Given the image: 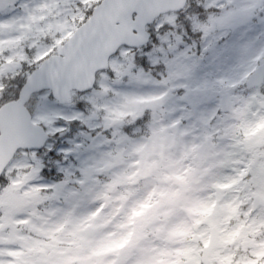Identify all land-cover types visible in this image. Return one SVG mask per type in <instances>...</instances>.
<instances>
[{"label": "rangeland", "instance_id": "374dc122", "mask_svg": "<svg viewBox=\"0 0 264 264\" xmlns=\"http://www.w3.org/2000/svg\"><path fill=\"white\" fill-rule=\"evenodd\" d=\"M98 1L0 0V75L11 76L5 81L6 88L13 89L26 79L40 55L47 58L60 54L64 41L85 21L83 9L88 11ZM190 1L180 16L170 13L159 18L150 27L153 42L136 54L145 56L151 64L163 65L162 72L154 76L139 70L131 76L126 67L134 56L130 49L123 48L112 63V75L102 76L101 83L90 93H74L71 104L60 105L50 92L34 96L29 108L34 120L45 126L50 141L42 151H21L15 157L34 164L37 185L21 194L20 185L10 187L5 174L0 179V264H128L120 250L125 246L139 248L143 231L125 232L126 225L120 224L117 231L103 233L111 217L96 223L97 213L88 210L94 202L89 199L90 191H81L89 183L100 182L96 178L99 172L123 163L126 150L143 158L137 166L151 171L165 163L172 166L173 154L179 149L199 165L190 169L194 179L213 177L226 181L213 185L218 190L217 200L230 190L243 191L244 200L252 208L254 198L264 196V140L259 144L261 138L255 130L263 127L262 117L256 116L262 115V88L251 91L245 87L251 70L264 57V13L259 11L264 0H225L233 11L220 18H209L205 12L208 0ZM33 52L36 56L30 59ZM146 87L151 90L141 91ZM6 88L0 93V102ZM109 93L114 99L111 106L103 105L110 113L105 129L114 121L119 126L109 129L120 137L115 138L113 147L98 130L103 123L93 119L101 107L98 101ZM226 93L234 96L237 103L234 115L220 112V99ZM148 106L155 108L147 126L151 137L137 139L134 135L140 132L139 126L131 128V134L123 133L122 125L129 124L125 119ZM179 120L187 125L173 138L169 127ZM153 142L164 144L166 150L154 154ZM71 151L75 152L73 156H69ZM40 193L45 194L43 199ZM131 195L126 192L124 197ZM224 208L229 213L225 224L238 218L239 212L231 201ZM213 210L208 206L203 214L211 217ZM25 212L28 218H19ZM132 215L143 213L134 210ZM209 223L216 225L211 219ZM49 224L54 226L49 228ZM210 231L211 228L201 237L205 242ZM61 234L63 239L59 238ZM171 235L184 233L176 231ZM86 249L91 256L70 255L73 250L82 253ZM190 251L181 249L176 255H188ZM109 254L115 258L104 259ZM53 256L59 259L53 260ZM213 257V264H264V211L238 222L226 237H221ZM137 264L156 262L141 259ZM196 264H200L199 258Z\"/></svg>", "mask_w": 264, "mask_h": 264}, {"label": "clouds", "instance_id": "9594fccd", "mask_svg": "<svg viewBox=\"0 0 264 264\" xmlns=\"http://www.w3.org/2000/svg\"><path fill=\"white\" fill-rule=\"evenodd\" d=\"M86 12V9H83ZM233 9L228 6L225 0H208L205 6V12L209 18H220L228 15ZM218 34V33H214ZM59 39V35L57 36ZM227 42V38H225ZM36 53L33 52V59ZM46 62V56L40 55L39 63ZM7 66V65H5ZM23 70V65H20ZM11 79L10 75H0V93L6 88L5 81ZM150 87H146L141 91H149ZM162 90V89H161ZM114 99L109 93L106 97H101L98 103L101 107L98 109V120L104 123L109 117V111L103 108V105L109 104ZM117 103H123V100H117ZM150 109H145L149 112ZM139 139V138H137ZM187 143H191L190 139H186ZM174 164L168 166L166 163L161 167L148 171L143 165L137 166L141 156L135 154L131 150H126L123 156V163L111 168L107 172H99L97 179L99 183H89L81 191H90L89 199H93L89 207V212L97 213L96 223L108 220V227L103 233L117 231V225L124 224L126 227L123 231L142 230L144 239L137 249H130L125 246L122 248L121 254L127 256L128 264H137L141 259H152L156 264L163 261L164 264H196L197 258L203 260L206 254V245L201 238L211 227L209 219L216 222L217 236L226 237L227 232L236 227L238 222L245 221L249 218H255L259 212L264 209L251 208V205L244 200L245 192L228 191L224 194L222 200H217V189L214 183H224L222 179H214L213 177H204L197 181L190 169L198 167L194 164L193 159L186 156L179 149L173 154ZM3 172L8 177V185L19 184V192L23 194L30 188L39 183L36 180L37 173L34 171V164L31 161H21L15 157L9 158L3 165ZM119 173V175H117ZM231 173H229L230 175ZM115 185V187H113ZM126 192L133 195L124 197ZM44 193L39 194V198L43 199ZM235 205L239 212L237 219L228 220L225 224V218L229 215L224 206L228 202ZM147 203L148 208H142L141 205ZM213 207L211 217L205 216L203 211L206 207ZM251 209V211H250ZM142 212L143 215L132 216L133 211ZM172 213L171 215H169ZM248 213V216L244 214ZM27 219V212L22 213L19 217ZM134 222L129 223V219ZM54 220L56 218H53ZM54 224H49L52 228ZM179 231L184 235L172 236L173 232ZM101 233V235H103ZM63 239V234L59 237ZM47 239V237H44ZM67 248V244L60 245ZM227 247H231L228 245ZM181 249H190L188 255H176ZM167 254H164V253ZM82 256H91L89 250L82 253H75ZM115 257L111 254L104 257L106 260H113ZM59 257L53 256V260ZM95 259V258H93ZM236 259V257H233Z\"/></svg>", "mask_w": 264, "mask_h": 264}, {"label": "water", "instance_id": "95a60500", "mask_svg": "<svg viewBox=\"0 0 264 264\" xmlns=\"http://www.w3.org/2000/svg\"><path fill=\"white\" fill-rule=\"evenodd\" d=\"M186 0H104L94 11L92 18L81 27L65 45L64 57H52L42 64L27 80L17 101L5 105L0 110V177L3 165L21 149H41L48 136L44 130L31 121L25 105L31 95L44 89H51L60 103L69 101L72 90L86 91L93 87L98 71L108 67L109 58L122 45L138 47L148 42L150 36L146 26L161 14L180 11ZM137 14L135 21L132 20ZM136 31L137 34L133 32ZM264 76L260 68L252 77L254 85ZM252 86V85H249ZM228 96L222 100L224 111H233ZM181 123L172 128L177 135ZM264 205L260 197L255 207ZM213 230L210 254L219 239Z\"/></svg>", "mask_w": 264, "mask_h": 264}, {"label": "flooded vegetation", "instance_id": "af4514ba", "mask_svg": "<svg viewBox=\"0 0 264 264\" xmlns=\"http://www.w3.org/2000/svg\"><path fill=\"white\" fill-rule=\"evenodd\" d=\"M262 98H263V100H264V90H263ZM263 103H264V101H263ZM263 112H264V106H263ZM262 122L264 123V116H263V118H262ZM259 136H260V138H261L260 140H264V128H263L262 132L259 134ZM263 150H264V147H263Z\"/></svg>", "mask_w": 264, "mask_h": 264}, {"label": "trees", "instance_id": "16d2710c", "mask_svg": "<svg viewBox=\"0 0 264 264\" xmlns=\"http://www.w3.org/2000/svg\"><path fill=\"white\" fill-rule=\"evenodd\" d=\"M13 92H14V93H16V91H15V90H13Z\"/></svg>", "mask_w": 264, "mask_h": 264}, {"label": "snow or ice", "instance_id": "6c2138e0", "mask_svg": "<svg viewBox=\"0 0 264 264\" xmlns=\"http://www.w3.org/2000/svg\"><path fill=\"white\" fill-rule=\"evenodd\" d=\"M13 253H10V255H12Z\"/></svg>", "mask_w": 264, "mask_h": 264}]
</instances>
